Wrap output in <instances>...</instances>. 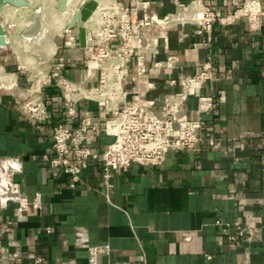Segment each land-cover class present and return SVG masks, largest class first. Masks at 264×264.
<instances>
[{"label": "crops", "instance_id": "1", "mask_svg": "<svg viewBox=\"0 0 264 264\" xmlns=\"http://www.w3.org/2000/svg\"><path fill=\"white\" fill-rule=\"evenodd\" d=\"M116 1L145 21L139 44L156 41L140 75L135 55L123 67L122 102L139 97L161 118L165 101L185 92L180 81L208 64L209 77L188 89L175 123L176 131L186 122L199 126L203 141L168 152L159 167L112 170L108 184L102 162L88 159L71 188L70 177L50 166L52 127H78L91 112L100 125L87 133L85 147L97 155L115 131L111 113L98 102L81 100L72 117L63 107L59 79L97 85L92 52L60 33L45 65L26 71L14 47L15 25L7 24L9 10L25 8L4 5L0 162L16 158L21 172L11 176L18 202L0 203V264H264V27L251 31L239 20L163 29L154 23L195 0ZM202 2L218 15L236 9L231 0ZM112 48L116 53L117 42ZM31 94L43 97L47 121L37 123L20 110ZM199 100L209 107L199 111Z\"/></svg>", "mask_w": 264, "mask_h": 264}, {"label": "built area", "instance_id": "2", "mask_svg": "<svg viewBox=\"0 0 264 264\" xmlns=\"http://www.w3.org/2000/svg\"><path fill=\"white\" fill-rule=\"evenodd\" d=\"M95 1L96 8L86 21L84 29L86 39L90 40L89 45L87 41V46L96 63L97 85L85 87L66 79H59L57 86L67 116L74 115L75 107L81 100L95 101L109 110L112 116L110 124L114 126L115 131L112 142L97 155L90 153L85 147L87 133L98 130L100 125L99 121L93 120L91 112L84 113L78 127L62 124L52 127L50 137L53 156L50 166L61 168L70 177L71 188L80 181L88 159L102 162L103 178L105 184H108L112 170H126L132 165L159 167L168 152L193 150L203 141L199 126L186 122L179 131H176L175 123L176 114L186 100V92L209 77L210 66L207 64L195 77L180 81L185 92L165 101L161 118L154 115L150 104L139 97H134L130 102H122L126 95L121 84L124 77L123 67L135 55L137 73L140 75L145 69L144 54L154 50L156 41H151L146 47L139 44L140 31L146 23L136 18L135 9L124 7L116 0H108L102 5ZM231 4L236 8L233 12L218 15L202 0H195L182 12L171 14L154 24L166 29L187 22L199 26L213 23L225 26L245 20L251 31H259L264 27V9L260 0H231ZM64 37L68 41H77V30L72 34L65 30ZM116 42L117 52L114 53L112 44ZM121 102L122 106L119 107ZM198 102L199 111L209 107V104L202 100ZM19 107L37 123L49 119L48 107L40 94H31L24 98L20 101ZM0 169L6 176L3 184L0 179L1 188L5 192L4 199L0 197L1 205L8 201L18 202L19 192L11 176L21 172L20 161L16 158L5 159L0 162ZM243 234V230L239 232L240 236Z\"/></svg>", "mask_w": 264, "mask_h": 264}, {"label": "rangeland", "instance_id": "3", "mask_svg": "<svg viewBox=\"0 0 264 264\" xmlns=\"http://www.w3.org/2000/svg\"><path fill=\"white\" fill-rule=\"evenodd\" d=\"M28 1L29 5L19 12L9 10L8 15L10 18H8L7 24L15 25V27L11 29L12 31H15L14 34L16 35V42L14 44L15 50L17 51L19 58L23 61V67L26 71L33 72L45 65L44 60H46L48 55L54 52L55 44H57L55 40H57L60 33H62V38L65 39L64 31L66 30V25L70 19L69 15H66L65 19H62V23L55 24L53 26V21L60 15V0ZM84 1L87 0H72L70 9L68 10L76 12ZM104 1L105 0H97L98 3H102ZM34 16H38L40 18L41 29L36 35H34L33 39L26 41L25 37L22 39L20 34L22 35L24 31H27L30 28L31 23L34 22ZM11 19L15 20V22L13 23ZM86 25L87 22L81 24L78 23L77 27H86ZM75 32L76 28L72 31V33Z\"/></svg>", "mask_w": 264, "mask_h": 264}, {"label": "water", "instance_id": "4", "mask_svg": "<svg viewBox=\"0 0 264 264\" xmlns=\"http://www.w3.org/2000/svg\"><path fill=\"white\" fill-rule=\"evenodd\" d=\"M67 0H60L59 2V10L63 11ZM4 5H10L15 8H25L29 5L27 0H0V11ZM96 1L95 0H87L83 3L82 7L75 13L72 14L70 21L67 24V29H74L77 30V41L80 48H85L87 46V39H86V31L84 27L78 26L77 24L79 21L86 22L88 18L91 16L92 12L96 8ZM5 46V34L4 29L0 25V47Z\"/></svg>", "mask_w": 264, "mask_h": 264}, {"label": "bare ground", "instance_id": "5", "mask_svg": "<svg viewBox=\"0 0 264 264\" xmlns=\"http://www.w3.org/2000/svg\"><path fill=\"white\" fill-rule=\"evenodd\" d=\"M71 1L72 0H67V3H66V5H65V8L63 9V11H60V15L53 21V26L55 25V24H59V23H62V19L64 18L65 19V16L66 15H69V19H71L70 18V16H72V14L73 13H75V11L74 12H71L70 10H68V9H70V6H71ZM106 1H108V0H105L104 2H106ZM68 2H69V5H68ZM104 2H102V3H100L101 5L104 3ZM77 12V11H76ZM37 14V13H36ZM95 14V13H94ZM34 15V14H33ZM91 18H93V15H92V17ZM70 21V20H69ZM68 21V22H69ZM78 23H83V22H81V21H79ZM68 24V23H67ZM78 25V24H77ZM67 26V25H66ZM83 27V26H82ZM67 28V27H66ZM40 29H41V20H40V18L38 17V16H34V22L33 23H31V25H30V28L27 30V31H25V33H24V37H25V40L26 41H29L30 39H33V37H34V35H36L39 31H40ZM88 41V45L90 44V40L88 39L87 40ZM5 45H6V40H5ZM0 48H2V47H0ZM0 179H1V183L3 184L5 181H6V176L4 175V172L2 171V169H0ZM0 197L2 198V199H4V197H5V192H4V190L1 188V184H0Z\"/></svg>", "mask_w": 264, "mask_h": 264}]
</instances>
